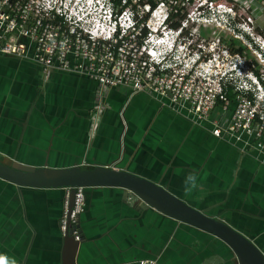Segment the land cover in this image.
Returning <instances> with one entry per match:
<instances>
[{"label":"crops","instance_id":"obj_1","mask_svg":"<svg viewBox=\"0 0 264 264\" xmlns=\"http://www.w3.org/2000/svg\"><path fill=\"white\" fill-rule=\"evenodd\" d=\"M163 102L150 92L101 88L86 76L0 54V161L129 171L238 230L264 257V161ZM230 112L217 104L210 118L227 123ZM189 173L198 184L186 192ZM66 191L0 177V253L16 264H238L219 237L121 187H84L75 240L59 227Z\"/></svg>","mask_w":264,"mask_h":264},{"label":"built area","instance_id":"obj_2","mask_svg":"<svg viewBox=\"0 0 264 264\" xmlns=\"http://www.w3.org/2000/svg\"><path fill=\"white\" fill-rule=\"evenodd\" d=\"M172 1L181 9L173 10L167 0H120L117 5L114 0H0V54L35 61L44 70L86 76L101 88L122 85L133 93L158 95L193 123H209L214 136L254 150L264 161V70L249 65L247 51L235 47L234 40L197 42L198 24L215 16L185 14L182 9L193 0ZM195 1L212 14L218 8L234 13L239 3L251 9V2L240 0ZM258 1L264 12V0ZM175 13L184 16L172 26ZM189 21L197 24L194 30L188 31ZM227 87L235 94L234 107L228 122L221 123L210 112L217 104L230 109ZM83 190L75 187L69 213L65 197L59 220L61 232L76 240ZM137 264L158 263L144 259Z\"/></svg>","mask_w":264,"mask_h":264},{"label":"water","instance_id":"obj_3","mask_svg":"<svg viewBox=\"0 0 264 264\" xmlns=\"http://www.w3.org/2000/svg\"><path fill=\"white\" fill-rule=\"evenodd\" d=\"M0 177L21 186L66 189L68 213L73 205L76 186L83 188L112 186L128 189L146 205L222 239L232 249L238 264H264L261 251L238 230L188 205L165 187L117 167L41 166L31 168L9 165L0 161ZM72 237L75 239L74 236Z\"/></svg>","mask_w":264,"mask_h":264},{"label":"rangeland","instance_id":"obj_4","mask_svg":"<svg viewBox=\"0 0 264 264\" xmlns=\"http://www.w3.org/2000/svg\"><path fill=\"white\" fill-rule=\"evenodd\" d=\"M242 2H251V9H244V7L239 4L233 5L234 13H224L222 9L218 8V12L215 14L209 13L207 6L205 4L198 6L196 1L193 0L191 3L186 5L182 11L185 14H201V18L204 16H215L216 19L208 18L202 24H198V31L201 35L200 39L205 38L206 43L212 42L214 38L218 37L220 40L227 42L236 41V46H242L247 51L246 61L249 65L253 66L255 69L264 70V48L259 49V45L264 39V12L259 5L258 0H240ZM169 7L173 10L180 8V5L175 4L172 0H167ZM217 4V1H216ZM209 6V5H208ZM209 8H211L209 6ZM181 9V8H180ZM195 12V13H194ZM178 13H180L178 11ZM252 18V20L250 19ZM188 31L197 27V24L188 22ZM217 47H221L217 45ZM262 68V69H261Z\"/></svg>","mask_w":264,"mask_h":264},{"label":"clouds","instance_id":"obj_5","mask_svg":"<svg viewBox=\"0 0 264 264\" xmlns=\"http://www.w3.org/2000/svg\"><path fill=\"white\" fill-rule=\"evenodd\" d=\"M184 184L186 192L195 189L198 184L196 175L189 173L184 179ZM0 264H16V262L14 259H10L5 254L0 253Z\"/></svg>","mask_w":264,"mask_h":264},{"label":"trees","instance_id":"obj_6","mask_svg":"<svg viewBox=\"0 0 264 264\" xmlns=\"http://www.w3.org/2000/svg\"><path fill=\"white\" fill-rule=\"evenodd\" d=\"M115 4H119L120 0H114ZM174 16H178V20H174L172 21V26H177V24L179 23V19L183 18V14L182 15H178L177 13L175 14H171L170 18H173ZM238 51H241V49H237ZM227 97L229 98V100L231 101V105L230 108L232 109L234 107V97L235 94L231 91V87H227V93H226ZM82 168H90V167H82Z\"/></svg>","mask_w":264,"mask_h":264}]
</instances>
